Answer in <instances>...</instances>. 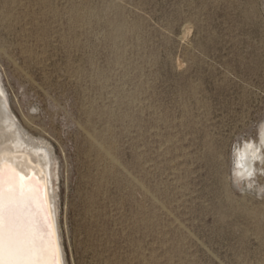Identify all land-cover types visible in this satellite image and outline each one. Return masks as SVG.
Segmentation results:
<instances>
[{
	"label": "rangeland",
	"instance_id": "rangeland-1",
	"mask_svg": "<svg viewBox=\"0 0 264 264\" xmlns=\"http://www.w3.org/2000/svg\"><path fill=\"white\" fill-rule=\"evenodd\" d=\"M0 84L51 147L66 264H264V160L237 171L264 0H0Z\"/></svg>",
	"mask_w": 264,
	"mask_h": 264
},
{
	"label": "bare ground",
	"instance_id": "bare-ground-1",
	"mask_svg": "<svg viewBox=\"0 0 264 264\" xmlns=\"http://www.w3.org/2000/svg\"><path fill=\"white\" fill-rule=\"evenodd\" d=\"M116 28L123 32L122 24ZM37 139L14 114L0 84V264L67 262L58 220L53 153L47 141ZM91 139L98 156L114 168L117 161L111 147ZM217 153L214 149L213 154ZM263 160L264 133L261 143L247 142L239 149L237 171L252 178Z\"/></svg>",
	"mask_w": 264,
	"mask_h": 264
}]
</instances>
